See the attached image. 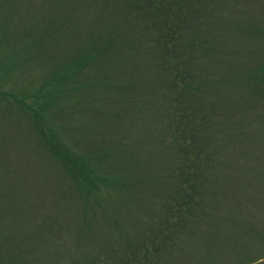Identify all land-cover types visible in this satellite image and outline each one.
Segmentation results:
<instances>
[{
    "label": "trees",
    "instance_id": "trees-1",
    "mask_svg": "<svg viewBox=\"0 0 264 264\" xmlns=\"http://www.w3.org/2000/svg\"><path fill=\"white\" fill-rule=\"evenodd\" d=\"M28 1L0 0V7L5 10L0 20L9 17L12 11L10 9L16 7V3L23 2L24 8L30 13L17 15L18 18L30 15L41 18L37 28L43 34L35 42L34 54L41 55L40 52L45 49L50 50V54L39 66L26 56L14 65L21 67L25 72V84L29 82L32 86L40 82V85H36L33 91L30 88L29 95H12L14 102L28 113L32 128L44 140L56 161L61 163L64 174L58 175L57 178L70 181L68 191L63 194L68 200L76 198L79 201L76 207L75 203H68L72 212L77 213L80 210V213L96 217V211L99 210L103 217L111 219L110 226H116L117 220L111 216V208L135 199V194L130 191V185L135 179L132 178L134 174L126 164L133 153L131 143L134 138L131 134L135 132V138L139 135L136 132L139 129L133 126L141 125L138 123L139 118L145 117L146 111H151L148 115L149 124L158 126L161 132L169 131L179 144L173 143L170 150L168 147L163 150L170 151L165 162L167 163L168 158L169 172L165 179L172 182L170 191L164 197L147 203L144 194L142 196L141 201L146 204L145 209L152 207V211L160 212L157 219L144 228L145 234L141 231L138 235L131 236L133 238L127 235L120 245H107L108 239L97 233L98 223L92 219L88 228L91 232L86 234L85 241H80L101 247L98 248L99 252L84 259L80 258L81 260L74 259L75 253L66 248L62 239L70 224L64 225L57 220L46 219V222L38 220L28 226L18 220L19 218L14 221L8 219L12 215L17 217L23 211L24 201L21 197L29 190L25 181H17L8 160L6 176L5 167L3 170L0 168V264L192 262L201 249L199 241L196 240L202 238L205 243L208 239L212 240L211 234L215 232V220L210 217L211 212L205 211L201 206L202 199L208 194L217 195L220 191H212L199 181V177L203 176L200 167L204 160L200 161L202 152L195 147L197 134L203 129L205 132L207 129L220 131L219 127L208 126L211 120L217 119L216 117L214 120L211 114L218 113L220 109L215 103H202L203 97L206 99L209 90L223 93L226 97H237L230 99L232 101L228 105L231 111H236L246 100H249V105L251 101L256 102L250 100V96H263L264 24H253L257 22L254 13L246 19L243 14L236 12L238 9H233L229 2L214 3L215 0H44L54 5L59 4L60 8L66 10H59V14L65 13V16L54 20L42 9L41 3L32 6ZM261 3L262 0H251L250 6L257 9ZM241 16L244 19L236 22L237 17ZM15 20L18 22L16 17ZM45 22L48 23L46 32L43 30ZM229 26L237 33L240 31L244 35H256L255 40L260 41L262 55L255 52L244 61L243 67L240 63L230 60L229 48L232 46L224 43L225 39L229 38L226 34ZM30 28L22 30L26 37ZM139 32L140 37H146L147 47L151 46L146 59L133 63L130 71L123 68L118 74H114L107 70L104 58H111L115 53L114 58L119 59L131 45L136 49L135 39ZM1 34L5 36L6 33ZM57 49L67 51L63 60L59 58ZM231 51L236 50L231 48ZM30 61L34 63L35 68ZM218 63L224 65L223 70L241 76L238 77L241 81L234 82L233 88L230 86L227 92L224 91L228 83L221 84V81L224 83V76L229 74L222 72L220 77L215 75ZM145 65L157 73H162V81L158 78L159 81L154 83L143 79L140 74ZM2 94L4 95V92ZM165 98L170 99L171 103L167 104ZM5 99L7 107L4 106L1 111L3 114L5 110L13 109L16 105L9 103L8 98ZM62 100L70 103L71 106L66 108L70 113H74L72 111L79 106H90L93 109V112L86 114L83 127L77 125L75 129L77 143L85 144L84 149H78L74 142L70 147H66L61 138L58 139L52 134L45 122L43 112L60 108ZM162 103L165 105L162 106ZM237 105L239 107H235ZM162 107L166 112L155 115L154 111ZM210 111L211 120L207 116ZM3 120L5 121L4 118ZM144 135L152 141L155 139L147 130ZM143 141L140 140L136 145L141 146L138 152L142 155L145 146ZM186 142L187 145H183ZM89 153L95 163L106 162L110 170L118 166L119 169L97 171L93 163L89 164L84 160ZM153 164L154 162H150L146 166L151 167ZM116 172H119V176H116ZM141 182L144 183L142 179ZM105 184L110 193L107 191L105 204L99 206L96 204V197ZM114 185L115 188L119 186L118 192L112 189ZM117 198L120 200L116 201ZM23 216L25 217L24 213ZM203 226L210 230L208 234L204 232ZM250 230L255 233V238H260L264 233L252 227ZM192 240H195L194 251L197 252L193 258L187 253V244ZM241 244L252 245L249 242ZM229 251L233 254L230 255L232 262L229 264H249L264 257V252L259 256H245L238 248V241L231 244ZM213 261L217 263V259Z\"/></svg>",
    "mask_w": 264,
    "mask_h": 264
},
{
    "label": "rangeland",
    "instance_id": "rangeland-1",
    "mask_svg": "<svg viewBox=\"0 0 264 264\" xmlns=\"http://www.w3.org/2000/svg\"><path fill=\"white\" fill-rule=\"evenodd\" d=\"M217 1L222 3L229 2L228 4H231L233 9H238L236 12L243 14L246 19L253 16L254 13L257 22L253 24H264V0H262L257 9H253L250 6L251 0H215L214 3ZM27 3L29 5L41 3L42 9L46 10L53 20L57 19V17L65 16V13L59 14L61 13L59 10L66 11L60 8L59 4L54 5L44 0H29ZM16 4V7L10 9L12 11L9 17L0 20V168L3 170L5 167L4 175L6 176L8 174L6 168L9 160L17 181L19 183L25 181L29 190H26L21 197V200L24 201L22 205L23 211L17 217L12 215L8 219L14 221L19 218L18 220L27 225L38 220L39 222H46V219L50 221L57 220L64 225L70 224L68 226L69 229L63 233L62 239L66 243V248L71 253H75L76 257L74 259L81 260L99 252L98 248L101 247L83 242L86 240V234L91 232L88 228L90 227L89 223H92V219L98 223L97 233L101 237L108 239L107 245L108 243L120 245L127 235L129 238H133L131 236L138 235L141 231L144 233V228L148 223L157 219L160 212L158 210L152 211V207L145 209L144 206L146 204H143L141 199L144 194V200L147 203V201H154L157 198L164 197L170 191L172 182L165 179L169 172L168 158L167 163L165 162L166 157L170 153L171 145L179 143L171 136L169 131L161 132L158 130V126L150 125L148 115L151 111H146L144 113L145 117L141 116L139 118L140 121L138 123L141 125L133 126V128L139 129L136 131L139 135L135 138L136 133L132 132L131 134V137L134 138L131 143L133 153L129 156L128 164H126L130 172L134 174L132 178L135 179L130 185V191L135 194V199L132 198L120 203L118 207L111 208V212H113L111 216L117 220L116 226H110L111 219H107L106 216L103 217L102 212L99 210L96 211V217H92L91 214L80 213V210L77 213L72 212L68 203H75L76 207L79 201L76 198L68 200L69 198L63 194L66 190L68 191L70 181L66 179H62V181L57 178L58 175L64 174L61 163L56 161L44 140L30 125L31 121L28 113L14 102L13 95L19 93L21 95H29L31 93L30 88L33 91L36 85H40V82L32 86H30L29 82L25 84L27 78L23 77L25 72L21 67H14V65L24 60L23 58L26 56L29 60H34L35 65L39 66L48 59L50 54V50L46 49L40 52L41 55L38 53L34 54L35 42L43 34L37 28L41 18H36L33 15L29 17L22 16L21 19L18 18L17 15H26L30 11L24 8L23 2ZM94 9L98 10L97 8ZM4 13L5 10L0 7V19ZM242 18L244 19L243 16L237 17L236 22L241 21ZM47 25L48 23L46 22L43 24L45 32L48 30ZM29 27L31 28L26 37L22 30ZM3 32L6 33L5 36H2L1 33ZM139 34L140 32L136 34V49L131 45L124 52L125 55L122 54L119 59L114 58L115 53L110 56L111 58H104L103 61L107 70L114 74H118V71L123 68L130 71L134 66L133 63L146 59L151 46L147 47L146 37L142 38ZM226 34L229 38L225 39L224 43L232 46L233 51L236 50L232 52L231 48H229L231 52L229 55L230 60L240 63L243 67L244 61L249 59L255 52L262 55L259 46L260 41L255 40L256 35H244L240 31L237 33L230 26ZM56 52H59L57 54L63 60L67 51H58L57 49ZM30 62L34 66V63ZM223 69L224 65L218 63L214 72L215 75L220 77L222 72H227ZM242 72L247 73L248 71ZM227 73L229 75L224 76V83L221 81V84L228 83L224 92H227L230 86L233 88L234 82L241 81L238 78L241 76L235 74V72ZM140 76L143 79H147L148 82L153 81L154 83L159 81L158 78L162 81L163 77L162 73H159V71L157 73L146 65L141 69ZM3 92L4 95L2 94ZM257 96H250V100H255L256 102L251 101L249 105V100H246L240 105L239 109H236L237 112L228 108L229 103L232 101L230 99H236L237 97H226L223 93H214L210 90L206 99L203 97L202 103H215L214 105L220 109L218 113L207 112L209 118L210 113H212L211 117L214 120L217 117L215 121L210 118L211 122L208 123V126L211 128L219 127L220 131L207 129V132H205V129H203L200 134H197L195 147L202 152L200 161L204 160L200 167L203 176L199 177V181L212 191L214 189H220V191L217 195L208 194L202 199L201 206L205 211L209 210V213L211 212L210 217L215 220V232L211 234L212 240L208 239L205 243L201 240L202 238L196 240L201 245L198 253L194 251L196 249L195 240L188 242L187 253L189 256L193 258L196 253L198 256L196 255L193 261L187 264H229L232 262L230 255L233 256L229 248L236 241H238L240 252L244 253L245 256H259L260 253L264 252V233L260 238H255L256 235L253 236L255 233L250 230L252 227L253 229L264 231V94L263 96H258L259 98ZM5 97L8 98L9 103H15L16 105L14 108L12 107L13 109L5 110L3 114L1 111L7 102ZM165 102L167 104L171 103L168 98H165ZM69 105L70 103L67 100H62L59 104L60 108L43 112L45 113L43 117L47 125H49L52 134L58 139L61 138V142L66 147H70L72 142H74L78 149H84L85 144L77 143L75 129L77 125L83 127L82 124L86 123V114L93 112V109L90 106H83V108L79 106L72 111L74 113H70L66 110ZM161 105L164 106L165 104L162 103ZM209 107L212 108V106ZM235 107H239V105ZM160 112L166 111L162 107L160 110H155L154 114L158 116ZM146 130L150 136H155L153 141L144 135ZM84 134L85 132L82 136ZM159 134L161 135L159 136ZM140 140H144L142 142L145 145L143 146V155L138 152L141 146L136 147ZM187 143L183 145L186 146ZM167 147L169 150L163 151ZM92 159L93 157L89 153L84 160L86 163H93L97 171H115L119 169L118 166L112 167L110 170L106 162L98 161L99 163H95ZM150 162H154V164L151 167H147L146 164ZM116 176H119V172H116ZM141 176H144V178ZM141 179L146 185L141 182ZM109 184L112 185L113 183ZM115 186L112 189L118 192L120 188L119 186L115 188ZM56 190L58 191L56 192ZM100 190L99 196L96 197L98 203L94 201L99 206L103 203L105 204L108 187L106 184L102 185ZM119 200L118 198L116 199V201ZM61 214L65 216L62 217ZM204 230L207 234L210 231L205 228ZM98 238L97 236L96 239ZM80 239L83 241H80ZM245 242H249L252 245L244 246L241 244ZM48 244L50 246V243ZM213 259H217V263H214ZM258 262H264V257L249 264ZM169 263L176 264L173 262Z\"/></svg>",
    "mask_w": 264,
    "mask_h": 264
}]
</instances>
